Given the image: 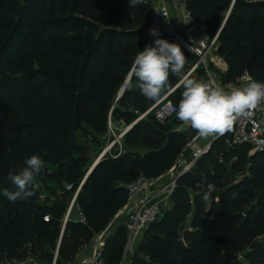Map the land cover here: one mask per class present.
<instances>
[{"label": "trees", "instance_id": "16d2710c", "mask_svg": "<svg viewBox=\"0 0 264 264\" xmlns=\"http://www.w3.org/2000/svg\"><path fill=\"white\" fill-rule=\"evenodd\" d=\"M231 2L186 0L211 37ZM150 21L149 5L130 7L128 0H0V259L39 255L52 264L58 249L56 264H71L78 246L100 234L107 218L125 206L124 186L140 176L159 177L187 144L153 115L140 119L125 135L148 151L99 162L76 200L85 222L73 213L60 238L69 199L86 175L89 148L80 139L98 140L109 118L130 126L156 102L141 94L133 75V88L112 109L134 57L153 39ZM219 43L226 80L244 71L264 78V0H236ZM178 80L170 74L161 97ZM183 90L169 99L178 105ZM249 151L227 146L225 138L215 141L177 180L169 207L143 234L130 264H225L233 255L243 261L230 264H264V153ZM33 154L45 161L44 174L62 188L65 201L44 200L35 183L29 186L35 195L27 200L3 195L4 189L18 190L9 171L24 167ZM208 183L215 190L205 204ZM126 243L120 225L105 238L101 264H123Z\"/></svg>", "mask_w": 264, "mask_h": 264}, {"label": "built area", "instance_id": "2783aa9c", "mask_svg": "<svg viewBox=\"0 0 264 264\" xmlns=\"http://www.w3.org/2000/svg\"><path fill=\"white\" fill-rule=\"evenodd\" d=\"M236 0H232L229 9L224 13L220 22L217 33L209 36L206 27L198 23L187 9L186 0H144V4L151 8V21L147 27L157 29L158 35L153 36L149 45L155 46L156 39H165L170 43L180 45L185 57L186 63L183 69V75L189 78L209 83L210 85H220L225 90L231 87H244L251 77L247 71H244L234 81L225 79L226 62L219 55V36L225 21L232 10ZM133 75L130 72L126 75L118 92L116 93L113 107L122 98L124 93L133 88ZM178 79H180L178 77ZM252 80H254L251 77ZM179 84V80L174 87L165 93L158 101H156L148 111L143 115H153L160 124H169L171 121L177 120L175 110L178 105L174 104L169 98L179 88L183 86ZM110 111V115L112 112ZM142 117V118H143ZM108 131L112 132L113 123L109 118L107 123ZM130 126L121 129L118 138L109 143L103 150L102 154H110L115 149L114 154H110L111 159H117L122 154L121 139L129 131ZM114 138L115 135L113 134ZM225 138L227 146H247L252 154L264 153V102L256 109L252 110L249 115L239 117L234 123L233 129L219 137H209L203 145H199L200 138L195 135L192 140L185 145V154L182 155L176 167L172 170L171 178L158 187V182L163 181L162 177L146 178L140 176L133 182L125 185L127 191V201L125 206L118 212L115 218L122 216V225L126 230L127 243L125 254L132 252L134 246L138 245L143 234L149 226L162 216V212L170 205V196L176 187L177 180L184 174L190 172L197 160L207 155L215 141ZM119 146L118 149L115 148ZM187 155V158L185 157ZM95 166H92L84 179L80 182L78 188L70 197L66 211L62 219L60 230V238L64 232L66 223L75 214V219L84 223L85 219L80 212L76 200L79 191L85 181V178ZM66 192L72 191L71 185L65 186ZM110 226L100 234V249L96 255H84L80 258L79 264H101V251L104 245L105 236ZM58 257V249H56L52 264H56ZM238 261H243V256L237 257ZM32 261L28 258L20 261L16 258L4 257L0 259V264H25Z\"/></svg>", "mask_w": 264, "mask_h": 264}, {"label": "clouds", "instance_id": "9594fccd", "mask_svg": "<svg viewBox=\"0 0 264 264\" xmlns=\"http://www.w3.org/2000/svg\"><path fill=\"white\" fill-rule=\"evenodd\" d=\"M130 7L143 4L144 0H128ZM150 35L157 36V29H150ZM155 46L148 45L139 51L133 59L130 75H134L142 95L158 101L161 94L169 88L170 74L179 77L183 86L182 97L175 110L176 118L189 126L200 139L219 137L233 129L234 123L241 116H246L264 102V82L248 78L244 87H231L225 90L220 85L198 81L183 75L186 57L177 43L165 39H156ZM24 167L10 170L8 180L16 187L12 192L4 189L3 195L9 201L27 200L35 195L29 186L45 167V161L39 154H33L24 161ZM215 185L207 184V191L201 197L207 204Z\"/></svg>", "mask_w": 264, "mask_h": 264}, {"label": "rangeland", "instance_id": "374dc122", "mask_svg": "<svg viewBox=\"0 0 264 264\" xmlns=\"http://www.w3.org/2000/svg\"><path fill=\"white\" fill-rule=\"evenodd\" d=\"M113 126L114 127L112 128V132L107 131L106 134H104L103 136H98L97 138L98 140L96 141H90L87 138L80 139V141L85 143V145L89 148L88 159L84 163V169H83L84 173L87 174V172L92 166H96L99 162L107 159L108 157L110 158V154H114L115 149H113L110 154L109 153L102 154V152L109 143H111L113 140H116V138H118L121 129H124L128 125L125 124L124 122L117 123V124H115L114 122ZM167 127L169 131H177L181 133L183 136H185V138L187 139V143H189L192 140L193 136L196 134V132L193 129H191L187 125L182 124V122H180L178 119L175 121L169 122ZM113 134L115 135V138ZM78 135H80V133H78ZM138 141H139L138 138H136L135 136H130L129 138L126 139V135H124L120 141L121 146H122V151H123L122 154L126 153L127 151H131V152L135 151V152H140L142 154L145 152V150L148 151L147 149L143 147V145H140ZM118 147L119 146H116L115 148L118 149ZM250 151L248 152V155L252 154ZM185 153L186 152H185V146H184L179 151L177 158H175L170 164L163 166V174L159 176L163 178V181H160L158 183H161V185H163V183L165 184L168 181V179L171 178L172 170L176 167L182 155ZM185 157L187 158V155H185ZM46 169L48 171L51 170L50 167H47ZM34 183L37 187L40 188L41 194L45 198L44 200H47L48 202H54L56 199L60 197H62L64 201L66 200V197L62 196L61 194L62 188L57 187L54 182L48 181L44 174L43 169L40 172V174L36 176ZM157 188L158 187L156 186V189ZM118 212L110 216L109 218H107L105 228L101 232L103 233L110 226L105 237H107L109 233L113 232L117 227L120 226V223L123 220V218L122 216L119 218H115ZM100 234L94 235L91 241L87 245L78 246V250H79L78 254L83 253V255H96L101 246L100 239L98 238ZM129 254L130 252L125 255H129ZM30 259L36 262H40L41 264H51L44 259H40L39 255H34Z\"/></svg>", "mask_w": 264, "mask_h": 264}, {"label": "crops", "instance_id": "0c3cea01", "mask_svg": "<svg viewBox=\"0 0 264 264\" xmlns=\"http://www.w3.org/2000/svg\"><path fill=\"white\" fill-rule=\"evenodd\" d=\"M204 143H205V140H204V139H201V140L199 141V145H203ZM163 184H164V183H163ZM160 186H161V183H158V184H157V187H160ZM35 187H36V188H39V187H37L36 185H35ZM138 244H139V243H138ZM136 247H137V245L134 246V249H135ZM132 252H133V251H132ZM132 252H130L129 255H126L123 264H130ZM82 256H84L83 253H82V254H78V255L76 256V258L74 259V261H73L71 264H79V260H80V258H81ZM25 264H41V263L32 260V261H27Z\"/></svg>", "mask_w": 264, "mask_h": 264}, {"label": "water", "instance_id": "95a60500", "mask_svg": "<svg viewBox=\"0 0 264 264\" xmlns=\"http://www.w3.org/2000/svg\"><path fill=\"white\" fill-rule=\"evenodd\" d=\"M229 17V16H228ZM226 22H227V20L225 21V23H224V25H223V28H224V26H225V24H226ZM222 28V29H223ZM255 81H258V82H264V78H256V79H254ZM112 113V112H111ZM142 117H143V115L142 116H140L139 117V119L136 121V122H134L132 125H131V127L129 128V130L140 120V119H142ZM93 169H91V171H92ZM88 177V175L86 176V178ZM86 178H85V180H86ZM85 182V181H84ZM237 260V257L236 256H230L227 260H226V262H225V264H230L231 262H235Z\"/></svg>", "mask_w": 264, "mask_h": 264}]
</instances>
